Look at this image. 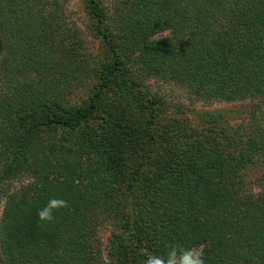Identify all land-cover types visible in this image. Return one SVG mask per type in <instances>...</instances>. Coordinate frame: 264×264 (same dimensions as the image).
<instances>
[{
  "label": "trees",
  "instance_id": "obj_1",
  "mask_svg": "<svg viewBox=\"0 0 264 264\" xmlns=\"http://www.w3.org/2000/svg\"><path fill=\"white\" fill-rule=\"evenodd\" d=\"M81 1L95 60L67 0H0V264H143L172 245L264 264V0ZM149 77L263 110L231 135V109L160 119ZM51 198L68 207L39 221Z\"/></svg>",
  "mask_w": 264,
  "mask_h": 264
},
{
  "label": "rangeland",
  "instance_id": "obj_2",
  "mask_svg": "<svg viewBox=\"0 0 264 264\" xmlns=\"http://www.w3.org/2000/svg\"><path fill=\"white\" fill-rule=\"evenodd\" d=\"M106 4L111 5L113 0H106ZM65 14L66 16L76 23L81 37L84 41L85 50L90 53V56L95 60L98 54V39L93 37L87 27V15L83 8L81 0H67L65 3ZM166 32H161L156 34V37H162ZM143 85L145 90H147L152 95L160 97L163 101V105L160 108V119L170 117H176L179 119H186L192 125H199V118L196 113H207L214 111L216 109H231L233 112L226 113V120L223 124L226 126L224 131H227L230 135L234 133L236 129L240 127L241 131L244 127L249 126L248 122L254 121V116L252 117V111L256 109V117H259V113L262 112L263 107L259 108V104L256 100L245 99L236 100L232 102H226L222 100H205L196 99L190 95L189 91L182 87L180 84L176 83L174 80H165L155 77L145 78L143 80ZM88 84L79 86L74 89L71 94L72 102L81 103L83 99L88 94ZM220 124V123H219ZM216 129H219L215 126ZM244 132V131H243ZM250 181L255 190L259 187L264 186V164L258 165L256 168L252 169L250 173ZM16 184V183H15ZM14 184V185H15ZM4 197L0 194V217L3 209ZM100 238L103 244L106 243L109 227L108 225L102 226L100 229Z\"/></svg>",
  "mask_w": 264,
  "mask_h": 264
},
{
  "label": "clouds",
  "instance_id": "obj_3",
  "mask_svg": "<svg viewBox=\"0 0 264 264\" xmlns=\"http://www.w3.org/2000/svg\"><path fill=\"white\" fill-rule=\"evenodd\" d=\"M68 202L64 199L51 198L46 205L38 210L39 221L51 222L54 220L53 213L60 209L67 208ZM143 264H204L203 249L201 247L180 248L169 246L164 256L149 254Z\"/></svg>",
  "mask_w": 264,
  "mask_h": 264
}]
</instances>
